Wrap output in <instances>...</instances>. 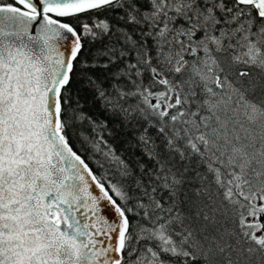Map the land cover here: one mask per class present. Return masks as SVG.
<instances>
[{
  "label": "snow or ice",
  "instance_id": "1",
  "mask_svg": "<svg viewBox=\"0 0 264 264\" xmlns=\"http://www.w3.org/2000/svg\"><path fill=\"white\" fill-rule=\"evenodd\" d=\"M0 264H264V0H0Z\"/></svg>",
  "mask_w": 264,
  "mask_h": 264
}]
</instances>
